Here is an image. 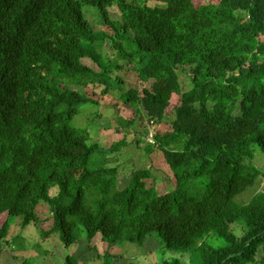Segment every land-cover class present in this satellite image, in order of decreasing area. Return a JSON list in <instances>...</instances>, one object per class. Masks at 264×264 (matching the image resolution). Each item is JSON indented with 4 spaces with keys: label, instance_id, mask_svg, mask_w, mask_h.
<instances>
[{
    "label": "trees",
    "instance_id": "trees-1",
    "mask_svg": "<svg viewBox=\"0 0 264 264\" xmlns=\"http://www.w3.org/2000/svg\"><path fill=\"white\" fill-rule=\"evenodd\" d=\"M148 1L0 0V247L19 219L44 239L58 233L67 249L98 234L142 246L157 232L190 264H264V190L235 203L264 176L255 165L264 157V0ZM87 6L108 30L92 25ZM126 69L150 88L127 90L112 75ZM90 85L118 89L131 122L160 125L174 113L172 131L145 143L163 153L173 190L148 185L150 168L132 169L119 187L120 168L108 164L126 141L100 146L72 124L82 105H98ZM96 152L109 157L91 168ZM98 258L114 264L109 252ZM63 264L79 263L68 255Z\"/></svg>",
    "mask_w": 264,
    "mask_h": 264
},
{
    "label": "rangeland",
    "instance_id": "rangeland-1",
    "mask_svg": "<svg viewBox=\"0 0 264 264\" xmlns=\"http://www.w3.org/2000/svg\"><path fill=\"white\" fill-rule=\"evenodd\" d=\"M196 6L204 4L207 0H193ZM148 5L165 7L163 2L159 0H149ZM88 20L97 28H104L96 15L93 7H85ZM118 18L119 10L117 6L110 8ZM115 52L108 47L105 58L114 59ZM113 77L122 80L124 87L128 89H137L142 91L144 88H150L152 80L142 82L137 73L131 70L113 72ZM184 85H188V80ZM103 85H90L87 89V95L98 103H88L82 105L78 114L73 119L72 124L79 128H88L90 130L91 142H97L100 146L108 147L111 143L125 140L127 145L119 153H115L109 158V166H119V187L123 188L131 178L132 169H151L153 178L148 180V185L156 184L160 191L173 190L174 177L167 165L163 153L155 147L150 154L147 153L145 143H152V138L146 136V132L163 134L172 131V121L174 113H170L164 122L160 125L147 124L143 119L141 121L131 120L134 117L127 105L124 104L121 92L118 89H111L109 94L103 95ZM98 114V115H97ZM150 135V134H149ZM137 138H141L144 142L137 144ZM100 152H96L92 156L90 163L91 168H99L107 162ZM255 165L264 172V157L257 154ZM156 179V181H154ZM51 195L56 196L59 188L56 183L51 182ZM259 184L255 188L247 190L240 195L235 203L246 204L256 192L264 190V176L260 177ZM49 206L41 202L38 206L37 214L39 218L44 220L50 216ZM20 220L17 219L11 227L9 244L3 241L0 247V264H63L66 257L72 255L79 264H102L98 255H104L109 252L114 256V264H125L134 262L136 264H165L173 258H180L183 264H190L188 253L179 254L175 251L164 250L161 240L155 236L149 237L144 244L138 245L130 242L117 240L114 242H105L102 235L98 234L91 243L86 237H79L77 243L73 244L69 249L65 248L59 234H53L50 238L44 239L40 235V226L29 224L25 229L19 226ZM232 229L241 236L243 227L236 223L232 225ZM16 243V244H15Z\"/></svg>",
    "mask_w": 264,
    "mask_h": 264
},
{
    "label": "built area",
    "instance_id": "built-area-1",
    "mask_svg": "<svg viewBox=\"0 0 264 264\" xmlns=\"http://www.w3.org/2000/svg\"><path fill=\"white\" fill-rule=\"evenodd\" d=\"M149 138H152L153 141V133H150Z\"/></svg>",
    "mask_w": 264,
    "mask_h": 264
},
{
    "label": "crops",
    "instance_id": "crops-1",
    "mask_svg": "<svg viewBox=\"0 0 264 264\" xmlns=\"http://www.w3.org/2000/svg\"><path fill=\"white\" fill-rule=\"evenodd\" d=\"M101 145V144H100Z\"/></svg>",
    "mask_w": 264,
    "mask_h": 264
}]
</instances>
